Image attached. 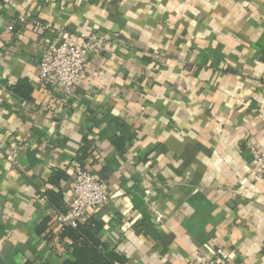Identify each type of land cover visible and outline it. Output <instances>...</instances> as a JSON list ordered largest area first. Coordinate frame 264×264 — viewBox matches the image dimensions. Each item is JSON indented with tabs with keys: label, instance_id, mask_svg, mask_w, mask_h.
Wrapping results in <instances>:
<instances>
[{
	"label": "crops",
	"instance_id": "1",
	"mask_svg": "<svg viewBox=\"0 0 264 264\" xmlns=\"http://www.w3.org/2000/svg\"><path fill=\"white\" fill-rule=\"evenodd\" d=\"M61 32L104 40L70 96L38 78ZM255 149L264 0H0V264L72 259L53 218L77 163L111 197L91 216L120 264H264Z\"/></svg>",
	"mask_w": 264,
	"mask_h": 264
},
{
	"label": "built area",
	"instance_id": "2",
	"mask_svg": "<svg viewBox=\"0 0 264 264\" xmlns=\"http://www.w3.org/2000/svg\"><path fill=\"white\" fill-rule=\"evenodd\" d=\"M20 22L25 24L27 20L21 18ZM35 26L42 31L52 29L51 24L41 21H36ZM9 29L13 26L10 25ZM62 36L61 32L57 39L47 41L44 46L38 78L43 83L55 85L63 96H70L82 80L90 58L102 50L104 40L95 34H83V42L77 43L71 39L62 40ZM253 160L256 173L264 174V150H253ZM110 200L103 182L84 165L77 163L65 208L54 214L53 225L59 229L77 228L88 221L94 209L108 205ZM199 264H226V259L214 255L200 260Z\"/></svg>",
	"mask_w": 264,
	"mask_h": 264
},
{
	"label": "trees",
	"instance_id": "3",
	"mask_svg": "<svg viewBox=\"0 0 264 264\" xmlns=\"http://www.w3.org/2000/svg\"><path fill=\"white\" fill-rule=\"evenodd\" d=\"M66 201L63 202L65 208ZM100 224L95 216H90L87 222L77 228L64 227V235L72 240V259L65 264H120L126 261V257L116 249H110L106 242L101 241L96 232Z\"/></svg>",
	"mask_w": 264,
	"mask_h": 264
}]
</instances>
